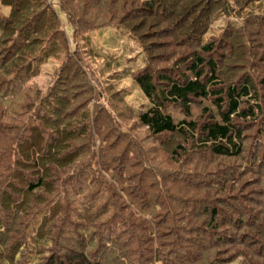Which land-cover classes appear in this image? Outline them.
I'll return each instance as SVG.
<instances>
[{
	"label": "trees",
	"instance_id": "16d2710c",
	"mask_svg": "<svg viewBox=\"0 0 264 264\" xmlns=\"http://www.w3.org/2000/svg\"><path fill=\"white\" fill-rule=\"evenodd\" d=\"M0 264H264V0H0Z\"/></svg>",
	"mask_w": 264,
	"mask_h": 264
},
{
	"label": "rangeland",
	"instance_id": "374dc122",
	"mask_svg": "<svg viewBox=\"0 0 264 264\" xmlns=\"http://www.w3.org/2000/svg\"><path fill=\"white\" fill-rule=\"evenodd\" d=\"M60 17L63 20V17L61 15H60ZM223 26H224V19L216 21L213 24V26H212L209 34L206 36V38L217 36ZM66 29H68V28L66 27ZM106 36H107V34H106ZM123 38H124V43L129 44L133 48V50L135 52H137L138 47H137V43L134 41V39L131 36L126 35V34L123 35ZM53 66H54V64L49 62L47 65H45L42 68V72L39 75V77H37L33 81L36 84V86L38 88H40L41 90H45V88L50 83V80L52 79Z\"/></svg>",
	"mask_w": 264,
	"mask_h": 264
}]
</instances>
